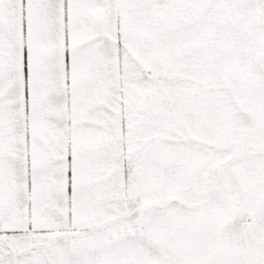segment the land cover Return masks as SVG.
I'll use <instances>...</instances> for the list:
<instances>
[{
  "label": "snow or ice",
  "instance_id": "obj_1",
  "mask_svg": "<svg viewBox=\"0 0 264 264\" xmlns=\"http://www.w3.org/2000/svg\"><path fill=\"white\" fill-rule=\"evenodd\" d=\"M0 264H264V0H0Z\"/></svg>",
  "mask_w": 264,
  "mask_h": 264
}]
</instances>
